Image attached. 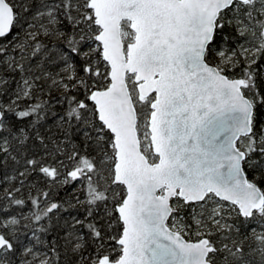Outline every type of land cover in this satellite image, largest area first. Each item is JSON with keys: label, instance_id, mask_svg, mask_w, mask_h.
Wrapping results in <instances>:
<instances>
[{"label": "snow or ice", "instance_id": "1", "mask_svg": "<svg viewBox=\"0 0 264 264\" xmlns=\"http://www.w3.org/2000/svg\"><path fill=\"white\" fill-rule=\"evenodd\" d=\"M0 264H264V0H0Z\"/></svg>", "mask_w": 264, "mask_h": 264}, {"label": "trees", "instance_id": "2", "mask_svg": "<svg viewBox=\"0 0 264 264\" xmlns=\"http://www.w3.org/2000/svg\"><path fill=\"white\" fill-rule=\"evenodd\" d=\"M69 189H65V191H68ZM61 195H63V192L61 193ZM81 198H83V197H81Z\"/></svg>", "mask_w": 264, "mask_h": 264}]
</instances>
